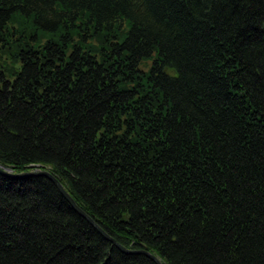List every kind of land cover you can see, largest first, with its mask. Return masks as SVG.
Segmentation results:
<instances>
[{
  "label": "trees",
  "instance_id": "1",
  "mask_svg": "<svg viewBox=\"0 0 264 264\" xmlns=\"http://www.w3.org/2000/svg\"><path fill=\"white\" fill-rule=\"evenodd\" d=\"M0 167L163 264H264V0H0ZM0 264L156 263L0 173Z\"/></svg>",
  "mask_w": 264,
  "mask_h": 264
},
{
  "label": "water",
  "instance_id": "2",
  "mask_svg": "<svg viewBox=\"0 0 264 264\" xmlns=\"http://www.w3.org/2000/svg\"><path fill=\"white\" fill-rule=\"evenodd\" d=\"M0 173L5 175V176L12 177V178H22V177H27V176H44V177H47L56 185V187L58 188L60 193L70 203V205L81 216H83L93 227H95L100 234H102L107 240H109L111 243H113L122 252H124L126 254H144V255L148 256L149 258H151L156 264H163L157 256L149 253L148 251H146V250H139V251L129 250V249L123 247L121 244H119L114 238L110 237L104 230L101 229V227H99V225H97L95 223V221L89 215H87L81 208H79V206L76 204V202L73 200V198L69 195V193L65 190V188L60 183V181L57 180V178L55 176H53L49 170H44V169L39 168L36 171H29V172H23V173L16 174L11 169H5V168L0 167Z\"/></svg>",
  "mask_w": 264,
  "mask_h": 264
},
{
  "label": "rangeland",
  "instance_id": "3",
  "mask_svg": "<svg viewBox=\"0 0 264 264\" xmlns=\"http://www.w3.org/2000/svg\"><path fill=\"white\" fill-rule=\"evenodd\" d=\"M149 66H150V62H148L147 64L143 65L142 69H143L144 71H148Z\"/></svg>",
  "mask_w": 264,
  "mask_h": 264
},
{
  "label": "bare ground",
  "instance_id": "4",
  "mask_svg": "<svg viewBox=\"0 0 264 264\" xmlns=\"http://www.w3.org/2000/svg\"><path fill=\"white\" fill-rule=\"evenodd\" d=\"M203 9H208V10H210V6L209 7H206V8H203ZM77 212V211H76ZM78 213V212H77ZM79 214V213H78ZM83 217V216H82Z\"/></svg>",
  "mask_w": 264,
  "mask_h": 264
}]
</instances>
